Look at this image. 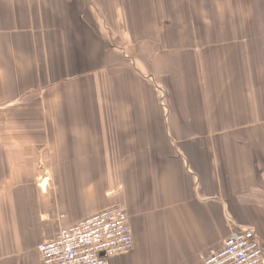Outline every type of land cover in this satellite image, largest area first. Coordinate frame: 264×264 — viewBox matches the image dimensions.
I'll return each mask as SVG.
<instances>
[{
	"label": "crops",
	"instance_id": "crops-1",
	"mask_svg": "<svg viewBox=\"0 0 264 264\" xmlns=\"http://www.w3.org/2000/svg\"><path fill=\"white\" fill-rule=\"evenodd\" d=\"M115 205L109 264L264 240V0H0V264Z\"/></svg>",
	"mask_w": 264,
	"mask_h": 264
},
{
	"label": "built area",
	"instance_id": "built-area-1",
	"mask_svg": "<svg viewBox=\"0 0 264 264\" xmlns=\"http://www.w3.org/2000/svg\"><path fill=\"white\" fill-rule=\"evenodd\" d=\"M134 243L129 216L123 206L115 205L61 226L37 249L41 264H109L114 256L132 250ZM198 264H264V240L253 228L237 229L222 248Z\"/></svg>",
	"mask_w": 264,
	"mask_h": 264
},
{
	"label": "rangeland",
	"instance_id": "rangeland-1",
	"mask_svg": "<svg viewBox=\"0 0 264 264\" xmlns=\"http://www.w3.org/2000/svg\"><path fill=\"white\" fill-rule=\"evenodd\" d=\"M40 173H43V172L39 171V174H40Z\"/></svg>",
	"mask_w": 264,
	"mask_h": 264
}]
</instances>
